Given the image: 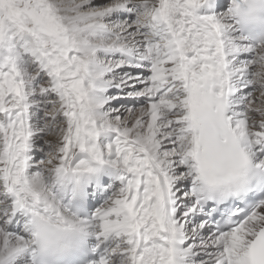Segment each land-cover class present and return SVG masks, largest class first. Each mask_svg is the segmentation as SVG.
Returning <instances> with one entry per match:
<instances>
[{
    "label": "snow or ice",
    "instance_id": "6c2138e0",
    "mask_svg": "<svg viewBox=\"0 0 264 264\" xmlns=\"http://www.w3.org/2000/svg\"><path fill=\"white\" fill-rule=\"evenodd\" d=\"M257 21L264 0H0V264L76 225L75 264H264ZM91 162L122 184L95 216L38 190Z\"/></svg>",
    "mask_w": 264,
    "mask_h": 264
},
{
    "label": "clouds",
    "instance_id": "9594fccd",
    "mask_svg": "<svg viewBox=\"0 0 264 264\" xmlns=\"http://www.w3.org/2000/svg\"><path fill=\"white\" fill-rule=\"evenodd\" d=\"M244 29L254 37L260 36L264 34V23L249 22L244 25ZM105 165L108 164L91 162L92 168L96 170L95 173ZM92 175L93 173L73 172L71 167L59 176L54 171H46L44 173L45 186H37V188L46 197H55L58 203L61 202L60 194L63 193L62 203L67 205L71 212L77 213V216H83L73 204V190L77 192L81 184ZM65 214L70 219L77 218L71 216L70 212ZM88 231V229H81L79 225L55 233L49 231L46 238L42 236L37 242L35 257H32L31 252L28 253L29 264H75L77 258L83 254L85 245L91 239Z\"/></svg>",
    "mask_w": 264,
    "mask_h": 264
},
{
    "label": "bare ground",
    "instance_id": "6f19581e",
    "mask_svg": "<svg viewBox=\"0 0 264 264\" xmlns=\"http://www.w3.org/2000/svg\"><path fill=\"white\" fill-rule=\"evenodd\" d=\"M222 11H223V10H222ZM108 165H110V164H108ZM110 166H112V165H110ZM112 167H113V166H112ZM114 169L116 170L117 173L120 174V172L118 171L117 168L114 167ZM120 188H121V187H120ZM120 188H118L115 192H113V195H114V193H116L117 191H119ZM103 206H104V205H103ZM103 206H102V207H103Z\"/></svg>",
    "mask_w": 264,
    "mask_h": 264
}]
</instances>
